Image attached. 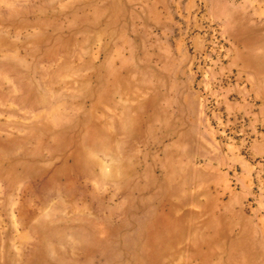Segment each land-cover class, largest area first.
Returning a JSON list of instances; mask_svg holds the SVG:
<instances>
[{
  "label": "rangeland",
  "instance_id": "374dc122",
  "mask_svg": "<svg viewBox=\"0 0 264 264\" xmlns=\"http://www.w3.org/2000/svg\"><path fill=\"white\" fill-rule=\"evenodd\" d=\"M0 264H264V0H0Z\"/></svg>",
  "mask_w": 264,
  "mask_h": 264
}]
</instances>
